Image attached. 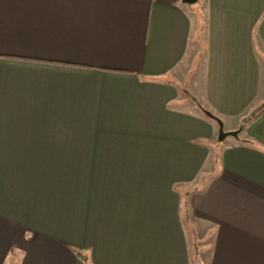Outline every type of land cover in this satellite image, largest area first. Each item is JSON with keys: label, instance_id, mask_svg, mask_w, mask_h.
Masks as SVG:
<instances>
[{"label": "crops", "instance_id": "1", "mask_svg": "<svg viewBox=\"0 0 264 264\" xmlns=\"http://www.w3.org/2000/svg\"><path fill=\"white\" fill-rule=\"evenodd\" d=\"M205 263L264 264V0H0V264Z\"/></svg>", "mask_w": 264, "mask_h": 264}, {"label": "water", "instance_id": "2", "mask_svg": "<svg viewBox=\"0 0 264 264\" xmlns=\"http://www.w3.org/2000/svg\"><path fill=\"white\" fill-rule=\"evenodd\" d=\"M183 2L188 5H194L197 4L199 0H183ZM206 115L212 118L213 120L217 121L219 125V138H218L219 142H224L228 137L237 138L239 136V132H229V133L226 132L224 129V123L220 119L212 115L211 113H206Z\"/></svg>", "mask_w": 264, "mask_h": 264}, {"label": "rangeland", "instance_id": "3", "mask_svg": "<svg viewBox=\"0 0 264 264\" xmlns=\"http://www.w3.org/2000/svg\"><path fill=\"white\" fill-rule=\"evenodd\" d=\"M201 1L202 0H200L197 4H194V5H190V6H198L199 5V3L201 4ZM224 123V122H223ZM217 127H218V135H217V141H218V138H219V125L217 124ZM228 127H230L229 126V124L228 123H224V129H225V131L227 132L228 131ZM229 133V132H228ZM236 140V138L235 137H229V138H227V141L228 142H233V141H235ZM211 162H213V160L211 159ZM183 214H187L186 212L184 213L183 212ZM187 218V217H186ZM203 239V238H202ZM212 240H210V242H211ZM202 242H203V240H202ZM204 243V242H203ZM203 247V246H202ZM207 247V251H205V249H201V251L202 252H204V254H205V258H206V262L208 261V258H209V256H210V248H211V245H209V244H207V242H205L204 243V248H206ZM204 250V251H203ZM205 264H207V263H205Z\"/></svg>", "mask_w": 264, "mask_h": 264}, {"label": "trees", "instance_id": "4", "mask_svg": "<svg viewBox=\"0 0 264 264\" xmlns=\"http://www.w3.org/2000/svg\"><path fill=\"white\" fill-rule=\"evenodd\" d=\"M34 61V60H33ZM212 119V118H211ZM80 255V254H79Z\"/></svg>", "mask_w": 264, "mask_h": 264}]
</instances>
